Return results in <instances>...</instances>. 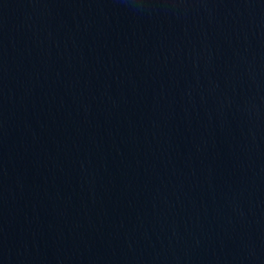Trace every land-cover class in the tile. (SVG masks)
<instances>
[{
    "label": "water",
    "instance_id": "95a60500",
    "mask_svg": "<svg viewBox=\"0 0 264 264\" xmlns=\"http://www.w3.org/2000/svg\"><path fill=\"white\" fill-rule=\"evenodd\" d=\"M0 264H264V0H0Z\"/></svg>",
    "mask_w": 264,
    "mask_h": 264
}]
</instances>
